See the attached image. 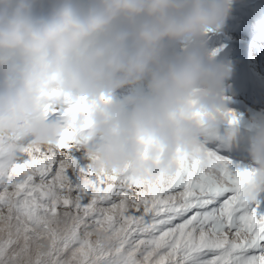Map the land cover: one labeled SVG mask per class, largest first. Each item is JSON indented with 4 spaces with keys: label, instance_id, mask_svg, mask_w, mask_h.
<instances>
[{
    "label": "clouds",
    "instance_id": "9594fccd",
    "mask_svg": "<svg viewBox=\"0 0 264 264\" xmlns=\"http://www.w3.org/2000/svg\"><path fill=\"white\" fill-rule=\"evenodd\" d=\"M232 0H0V139L52 146L86 123L90 167L154 182L235 113L230 62L205 44ZM124 90V91H118ZM66 114L53 118L52 105ZM237 196L264 193V109L248 122Z\"/></svg>",
    "mask_w": 264,
    "mask_h": 264
},
{
    "label": "snow or ice",
    "instance_id": "6c2138e0",
    "mask_svg": "<svg viewBox=\"0 0 264 264\" xmlns=\"http://www.w3.org/2000/svg\"><path fill=\"white\" fill-rule=\"evenodd\" d=\"M85 139L86 123L48 147L0 139V264H264V214L237 196L246 171L186 155L144 182L90 167Z\"/></svg>",
    "mask_w": 264,
    "mask_h": 264
},
{
    "label": "rangeland",
    "instance_id": "374dc122",
    "mask_svg": "<svg viewBox=\"0 0 264 264\" xmlns=\"http://www.w3.org/2000/svg\"><path fill=\"white\" fill-rule=\"evenodd\" d=\"M204 39L207 48L218 49L216 60L231 64L232 72L224 82L223 95L235 116L234 123L229 124L226 118L216 129L202 135V150L219 155L242 170L249 166L246 152L249 118L264 109V0H232L221 29L207 33ZM83 152L81 144L78 153L87 163ZM248 208H255L257 215L264 214V193L256 201L248 202Z\"/></svg>",
    "mask_w": 264,
    "mask_h": 264
},
{
    "label": "bare ground",
    "instance_id": "6f19581e",
    "mask_svg": "<svg viewBox=\"0 0 264 264\" xmlns=\"http://www.w3.org/2000/svg\"><path fill=\"white\" fill-rule=\"evenodd\" d=\"M252 59H253V58H252ZM252 62H253V60H252ZM254 62H255V61H254ZM251 65H252V64H251ZM252 66H253V65H252ZM211 152H213V151H211ZM214 152H215V151H214ZM214 152H213V154H215ZM216 153H218V152H216ZM209 154H210V152H209ZM218 156H219V155H218ZM220 157H221V156H220ZM230 167H231L233 170H237V166L234 165V164H231V163H230ZM238 170H239V169H238Z\"/></svg>",
    "mask_w": 264,
    "mask_h": 264
}]
</instances>
